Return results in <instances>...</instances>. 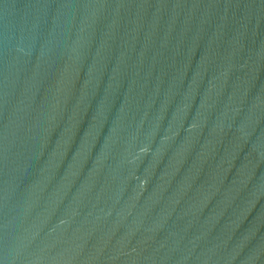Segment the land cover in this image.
I'll use <instances>...</instances> for the list:
<instances>
[{
	"label": "water",
	"instance_id": "obj_1",
	"mask_svg": "<svg viewBox=\"0 0 264 264\" xmlns=\"http://www.w3.org/2000/svg\"><path fill=\"white\" fill-rule=\"evenodd\" d=\"M0 264H264V0H0Z\"/></svg>",
	"mask_w": 264,
	"mask_h": 264
}]
</instances>
